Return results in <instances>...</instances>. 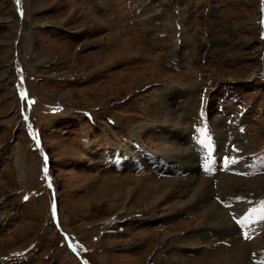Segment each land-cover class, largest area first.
Instances as JSON below:
<instances>
[{"label": "rangeland", "instance_id": "1", "mask_svg": "<svg viewBox=\"0 0 264 264\" xmlns=\"http://www.w3.org/2000/svg\"><path fill=\"white\" fill-rule=\"evenodd\" d=\"M181 120L225 229L152 152ZM263 164L264 0H0V264H258Z\"/></svg>", "mask_w": 264, "mask_h": 264}, {"label": "bare ground", "instance_id": "2", "mask_svg": "<svg viewBox=\"0 0 264 264\" xmlns=\"http://www.w3.org/2000/svg\"><path fill=\"white\" fill-rule=\"evenodd\" d=\"M174 104H173V102H169L168 101V103H165L164 105H165L166 108L167 107L168 108H170V107L173 108ZM172 111H173V113L169 112L170 115L172 113L175 116L179 117L178 112L175 111L174 108H173ZM181 121H182L181 123H176L175 122V124H171V125L165 124L164 128H162L160 131H158V132H156L154 134V135H157V137L160 140V142L162 143L163 147H161L160 150H154L152 152L156 153V152L159 151V154H161L163 156H166L168 159H170L169 162H172V163L174 162V164H175V162L181 163L182 165H184V167L186 169V171H184V172L189 174L188 175L189 179L187 181H185V183H184V186H185L186 190H184L183 192H184V194H186V197H187L186 203L184 205H185V207L186 206L188 207L189 205H195L194 202H196V201H198L199 204H203L202 209H199V222L198 223L200 225L199 224L196 225L197 228H193V229L198 231V230H200V227H202V225H204V226L208 225L210 227L225 229V227H227V224L224 227L222 221H216L214 224L208 223L207 219H208L209 215L212 216V214L214 212H220L222 214V217H223L222 219H224V220L226 219V217H225V214L223 213L222 209H220L218 205L214 204V202H212V201H208V197H209V194L211 192L210 182L207 181V180H201L200 173H198V171H197L196 161H195V159H194V157L192 155V152H191L190 148L187 147V145H185V143L181 144L182 141H188L189 140V135H190L188 126L185 124V122H183V120H181ZM138 123L139 124L137 125V127L133 130V135H134L133 137L136 138L137 140L142 138L141 136H143L145 130H148L149 133H150V129L159 130L158 127H156V125H158V122L156 120H152V121L149 120V122L141 121V122H138ZM173 127H178L180 129L177 130V131H172ZM178 132H179V134H178ZM186 143H188V142H186ZM178 144H180V146H177ZM89 148H90V151H91L92 150V146L90 145ZM210 151L211 150H209L208 152H210ZM214 152H216V151H214ZM205 154H207V152ZM198 157L200 159L203 158L202 156H199V155H198ZM263 168H264V164L261 167L257 168V169H262L263 170ZM169 185H170V183H169ZM221 186H223V185H221ZM128 191H133V192L134 191H138V188H136V186L132 187V185H131V186H128ZM150 192L151 191H149V189H148V191L146 190V193H150ZM172 192L175 195V188H174L173 185L169 186V187L166 186V188H161L160 190L158 189L155 192V194H154L155 197L153 196L154 198H153L152 203L154 204L155 207L158 206L161 201H167L168 200V196L172 195L171 194ZM242 199L246 200L247 198L246 197H237L238 201H242ZM181 206H183V205H181ZM204 207H208V208H205V211H204L203 210ZM216 215H218V214H216ZM219 217H221V216H219ZM219 224H220V227H218ZM221 224H222V226H221ZM228 226H230V223H228ZM237 228H238V226H237ZM229 230H230V228H229ZM238 230H239V228H238ZM166 233L169 236V235H171L172 232L168 231ZM167 235L166 236L164 235L165 236L164 240L167 239V237H168ZM181 235H183V234H181ZM238 247H240V246H238ZM240 248H241L240 250H242V247H240ZM237 252H238V250H237ZM252 253L253 254L251 255V262L252 263L256 262L258 264H263L264 256L262 255V253H259L257 251L252 252ZM241 256H243V258L241 260H237V261H235L233 263H230V258L231 257H228L229 259L221 257V258L215 259L214 263H212V262L211 263L212 264H247L248 262L246 261L245 255H241ZM237 258H238V256H237ZM257 259H262V262H257L258 261Z\"/></svg>", "mask_w": 264, "mask_h": 264}, {"label": "snow or ice", "instance_id": "3", "mask_svg": "<svg viewBox=\"0 0 264 264\" xmlns=\"http://www.w3.org/2000/svg\"><path fill=\"white\" fill-rule=\"evenodd\" d=\"M19 3V0H17V4ZM22 15V12H21ZM227 163V162H226ZM25 199H27V197H25ZM53 211H55V205H53Z\"/></svg>", "mask_w": 264, "mask_h": 264}]
</instances>
